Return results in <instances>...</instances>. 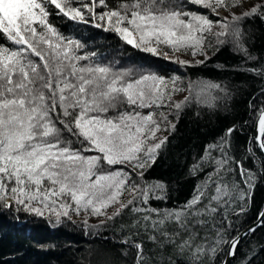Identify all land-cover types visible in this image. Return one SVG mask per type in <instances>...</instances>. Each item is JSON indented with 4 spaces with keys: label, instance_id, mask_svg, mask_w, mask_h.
<instances>
[{
    "label": "snow or ice",
    "instance_id": "6c2138e0",
    "mask_svg": "<svg viewBox=\"0 0 264 264\" xmlns=\"http://www.w3.org/2000/svg\"><path fill=\"white\" fill-rule=\"evenodd\" d=\"M52 15L95 22L153 56L204 57L195 64L173 60L182 67L203 65L209 52L230 46L243 57L241 70L264 78V64H249L257 61L248 46L253 34L242 26L264 23V0H0V207L47 214L55 224L75 223L73 216L83 213L85 228L88 216L104 217L91 226L98 228L127 213L120 244L132 264H163L165 258L168 264H205L225 243L235 257L240 240L224 239V221L247 211L257 179L232 155L235 125L206 144L189 168L198 182L185 201L153 206V200L167 201V185L145 178L168 142L157 134L175 131L170 116L178 118L193 102L215 108L229 95L227 86L202 78L185 85L178 75L117 69L82 52L79 41L53 25ZM260 91L264 95V87ZM180 92L188 95L176 101ZM255 112L257 134L247 148L253 156L252 142L264 153V103ZM109 208H115L111 215ZM262 226L264 208L247 233ZM145 237L153 248L146 250ZM255 255L246 253L241 264H251ZM99 264H111L107 253H100Z\"/></svg>",
    "mask_w": 264,
    "mask_h": 264
},
{
    "label": "trees",
    "instance_id": "16d2710c",
    "mask_svg": "<svg viewBox=\"0 0 264 264\" xmlns=\"http://www.w3.org/2000/svg\"><path fill=\"white\" fill-rule=\"evenodd\" d=\"M108 2L112 4L113 0ZM189 7L197 10L195 6ZM212 18L215 19L214 16ZM50 20L62 35L79 41L83 45L82 52L96 53L99 60L117 69L151 72L164 77L178 75L186 84L189 79L202 78L227 86L229 95L217 101L215 108L193 102L180 112L178 118L174 114L170 116L175 123V131L165 135L168 142L159 151L155 164L146 171L145 178L150 182L163 181L167 185V201L153 200V206H172L185 201L198 182L197 177L189 173V168L198 161L206 144L223 135L226 128L235 125L237 130L231 137L232 155L244 168L256 173L257 179L247 211L240 215L229 213L228 219L224 221V239L230 240L256 219L264 204V174L261 172L264 157L254 142L251 144L254 156L248 153L247 148L253 137L255 110L264 103V95L260 91L264 87V78L241 70V55L234 53L230 46H224L215 55L209 52L212 58L205 64L182 67L173 62L175 59H164L133 48L114 32L105 31L104 27H95V22L81 24L56 15H52ZM242 26L253 34L248 46L257 61L249 64H264V23L248 20ZM4 42L0 38V43ZM218 65H224L225 70H221ZM186 95L187 92L176 101ZM250 103L253 108L249 107ZM168 112L174 110L168 108ZM233 168L234 178L239 181V168L235 163ZM233 207L239 212L237 205ZM228 220L232 221L231 226ZM83 221L72 223L65 220L55 224L54 218L49 219L47 215L37 217L23 210L17 211L15 207H0V264H99L100 253H107L111 264H132L131 256H122L124 246L120 244V240L127 234L121 229L129 221L127 213L98 228L91 226L99 225L102 220H87L88 228H85ZM143 239L146 250L154 247L146 237ZM227 246L226 243L221 244L214 258H205V264H221ZM253 250L256 255L251 264H264V226L257 228L254 233H248L240 241L231 264H241L245 254ZM167 255L168 252H165V257ZM163 264H168L166 258Z\"/></svg>",
    "mask_w": 264,
    "mask_h": 264
},
{
    "label": "rangeland",
    "instance_id": "374dc122",
    "mask_svg": "<svg viewBox=\"0 0 264 264\" xmlns=\"http://www.w3.org/2000/svg\"><path fill=\"white\" fill-rule=\"evenodd\" d=\"M234 11H236L237 13H239V12L241 11V9L237 8V9H235ZM221 14H222V15H227V13L223 11V9H221ZM218 30H219V29H214V31H218ZM177 58L182 59V60H191V61H193V63H195V60H201V59H204L203 56H196L195 58H193V57L191 56L190 53H189V54L176 53L175 56H173L172 59H177ZM184 84H185V83H184ZM185 93H186V92L176 93L175 96H174V99H175V100L181 99V98L185 95ZM163 111L168 112V108L163 109ZM166 134H167V132L162 131V132L158 133L157 135H158L159 137H163V136H165ZM127 198H128V197H127V194H125L124 199L126 200ZM107 211H108V214L111 215V213H112L113 211H115V208H109ZM46 215H47V214H46ZM75 217H76V216H75ZM80 217H81L82 219H85V216H84L83 213H81ZM87 220H88V221H91V222H96V221L104 220V217H103V216H100V217H97V216H88V217H87Z\"/></svg>",
    "mask_w": 264,
    "mask_h": 264
},
{
    "label": "water",
    "instance_id": "95a60500",
    "mask_svg": "<svg viewBox=\"0 0 264 264\" xmlns=\"http://www.w3.org/2000/svg\"><path fill=\"white\" fill-rule=\"evenodd\" d=\"M257 134V128H256V121L254 123V128H253V136H255ZM255 143V142H254ZM264 155V153H262ZM255 222V220L250 223L249 225H247L238 235V239L241 240L246 234H247V229ZM227 252H228V248H227ZM226 252V255L224 257V261L222 264H231L233 257L228 256Z\"/></svg>",
    "mask_w": 264,
    "mask_h": 264
},
{
    "label": "bare ground",
    "instance_id": "6f19581e",
    "mask_svg": "<svg viewBox=\"0 0 264 264\" xmlns=\"http://www.w3.org/2000/svg\"><path fill=\"white\" fill-rule=\"evenodd\" d=\"M182 79H183V78H182ZM183 82H184L185 85H186V82L184 81V79H183ZM255 121H256V119H255ZM255 121H254V123H255ZM253 128H254V125H253ZM252 134H253V133H252ZM257 149H258V148H257ZM258 150H259V149H258ZM259 151H260V150H259ZM260 153H261V152H260ZM261 155L264 157V155H263L262 153H261ZM263 208H264V204H263ZM45 216H46V215H45ZM73 219H74L75 221H81V220H82V218H81L80 216H76V217H75V215L73 216ZM243 229H244V228H243ZM243 229H242V230H243ZM242 230H241V231H242ZM241 231H239L234 237L237 238L238 235H239V233H240ZM247 234H248V233H247ZM247 234H246V235H247ZM246 235H245V236H246ZM245 236H244V237H245ZM244 237H243V238H244ZM243 238H242V239H243ZM242 239H241V240H242ZM241 240H240V241H241ZM227 248H228V246H227ZM226 252H227V249H226ZM225 255H226V253H225ZM224 257H225V256H224ZM233 259H234V257H233ZM223 261H224V259L222 260V263H223ZM232 261H233V260H232ZM222 263H221V264H222ZM231 263H232V262H231Z\"/></svg>",
    "mask_w": 264,
    "mask_h": 264
}]
</instances>
